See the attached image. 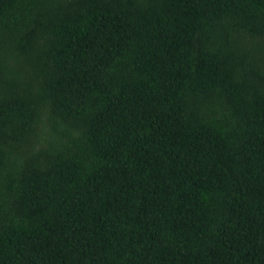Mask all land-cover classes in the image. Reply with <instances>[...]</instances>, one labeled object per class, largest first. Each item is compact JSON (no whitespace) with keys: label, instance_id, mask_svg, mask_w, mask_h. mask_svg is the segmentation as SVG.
<instances>
[{"label":"trees","instance_id":"obj_1","mask_svg":"<svg viewBox=\"0 0 264 264\" xmlns=\"http://www.w3.org/2000/svg\"><path fill=\"white\" fill-rule=\"evenodd\" d=\"M0 264H264V0H0Z\"/></svg>","mask_w":264,"mask_h":264}]
</instances>
